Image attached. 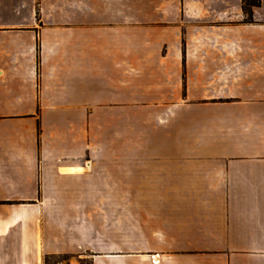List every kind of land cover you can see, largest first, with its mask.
<instances>
[{
	"label": "crops",
	"instance_id": "obj_1",
	"mask_svg": "<svg viewBox=\"0 0 264 264\" xmlns=\"http://www.w3.org/2000/svg\"><path fill=\"white\" fill-rule=\"evenodd\" d=\"M243 4L0 0V264H42L54 193L103 164L144 239L94 264H264V0Z\"/></svg>",
	"mask_w": 264,
	"mask_h": 264
},
{
	"label": "rangeland",
	"instance_id": "obj_2",
	"mask_svg": "<svg viewBox=\"0 0 264 264\" xmlns=\"http://www.w3.org/2000/svg\"><path fill=\"white\" fill-rule=\"evenodd\" d=\"M82 174L70 178V190H56L55 196L64 199L48 206L42 231L54 252L42 264H94L96 255L125 256L129 241L143 243L144 238L127 234L125 166L88 165Z\"/></svg>",
	"mask_w": 264,
	"mask_h": 264
},
{
	"label": "trees",
	"instance_id": "obj_3",
	"mask_svg": "<svg viewBox=\"0 0 264 264\" xmlns=\"http://www.w3.org/2000/svg\"><path fill=\"white\" fill-rule=\"evenodd\" d=\"M262 0H244L243 9L246 14V21L253 22L254 8L261 5Z\"/></svg>",
	"mask_w": 264,
	"mask_h": 264
}]
</instances>
